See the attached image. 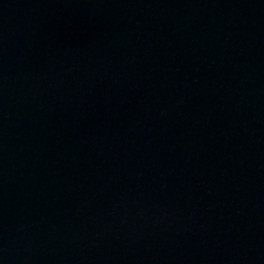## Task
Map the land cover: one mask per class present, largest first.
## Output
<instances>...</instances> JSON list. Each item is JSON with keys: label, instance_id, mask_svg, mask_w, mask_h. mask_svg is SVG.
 <instances>
[{"label": "water", "instance_id": "95a60500", "mask_svg": "<svg viewBox=\"0 0 264 264\" xmlns=\"http://www.w3.org/2000/svg\"><path fill=\"white\" fill-rule=\"evenodd\" d=\"M0 264H264V0H0Z\"/></svg>", "mask_w": 264, "mask_h": 264}]
</instances>
